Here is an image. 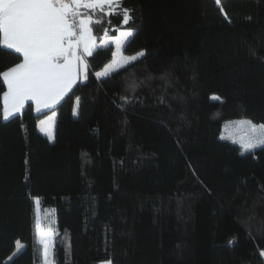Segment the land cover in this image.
<instances>
[{"label":"trees","instance_id":"1","mask_svg":"<svg viewBox=\"0 0 264 264\" xmlns=\"http://www.w3.org/2000/svg\"><path fill=\"white\" fill-rule=\"evenodd\" d=\"M118 3L80 18L102 20L97 43L133 30L123 53L145 56L99 78L114 46L97 47L54 142L31 103L2 118L0 77V264L42 263L34 197L56 210V264H264V148L220 137L228 120L264 124V0ZM22 59L0 48V73Z\"/></svg>","mask_w":264,"mask_h":264},{"label":"snow or ice","instance_id":"2","mask_svg":"<svg viewBox=\"0 0 264 264\" xmlns=\"http://www.w3.org/2000/svg\"><path fill=\"white\" fill-rule=\"evenodd\" d=\"M216 3L219 4L220 0H216ZM105 5L109 6L106 12ZM114 6L122 7L118 0H0V48L10 50V54L19 53L23 57L22 62L0 73L7 85L2 98L4 120L20 112L29 100L36 102L37 111L41 107H52L72 89L81 66L87 68L76 50L83 44L84 51L88 55L92 54L90 25L102 23L101 19L93 20L91 16L80 18L77 33V18L81 17L78 9L98 8L106 15H113ZM131 20L132 17L125 9L122 22L128 24ZM133 36L134 31L131 29L121 32V39L116 42L117 50ZM144 56L145 53L141 51L123 57L122 62L118 61L117 64L119 67H135L134 62ZM108 69L116 71L113 65H109L104 72L97 73V77L108 76ZM121 99L124 103H131L127 96ZM243 123L252 133L242 143L243 151L254 153L257 147L264 148V124L256 125L251 121ZM48 237L40 241L43 264H50V247L54 251L51 234ZM260 255L264 256V251Z\"/></svg>","mask_w":264,"mask_h":264},{"label":"rangeland","instance_id":"3","mask_svg":"<svg viewBox=\"0 0 264 264\" xmlns=\"http://www.w3.org/2000/svg\"><path fill=\"white\" fill-rule=\"evenodd\" d=\"M127 30H130V29H123L116 36L106 37L98 43V47H104V46L106 47L108 45H113L114 46V56H113V59L107 65H105V67L102 70H100L97 73L104 72L105 69L108 68L109 65H113V67L116 68V71L123 68V67H119L117 62L118 61L122 62L123 57L131 56V55H126L123 53V47L129 39L124 41V43L122 44L119 51L117 50L116 42H117V40L121 39L120 33L123 31H127ZM138 53H136V54H138ZM136 54H134V55H136ZM108 70H109L110 74L116 72V71H112V69H108ZM104 77H107V76H101L99 78H104ZM49 115H47L45 117L46 119L43 120V122H45V123L41 124V129L44 130L45 132H47L48 134H51L52 137H51L50 141L54 142L55 141V123H56L57 113L55 112L54 114H52V115L49 114ZM77 115H78V104H76V110H75V116H77ZM245 121H251V120L234 119V120L225 121L223 124L222 133L220 136L221 139L230 141V142L238 145L241 148L242 153H247V152L243 151L242 143L250 135H252V133L248 129V126L245 123H243ZM254 124H256V123H254ZM256 125H261V124H256ZM259 148H261V147H257L256 150ZM37 200L39 201V204H37ZM33 201H34V207H35V212H36V238H37V242L42 246V244L40 243L41 239L47 240L49 238L48 234H51L53 246H55V237H56V233H57L56 210L54 207H47L45 209L42 208L41 203H40V199L38 197H34ZM23 247H24V245L22 243H18L14 254H17L18 252H20ZM49 260H50V264H56L54 261V251H53V248H51V247L49 249ZM41 264H43V261ZM99 264H112V263H111V261H103V262H100Z\"/></svg>","mask_w":264,"mask_h":264},{"label":"crops","instance_id":"4","mask_svg":"<svg viewBox=\"0 0 264 264\" xmlns=\"http://www.w3.org/2000/svg\"><path fill=\"white\" fill-rule=\"evenodd\" d=\"M81 8H83V7H81ZM77 33H79V32H77ZM91 43H92V49H91V51H92V53H93V51L98 47V43H97L95 37L93 36V32H92V41H91ZM76 54H77L78 56L81 57V59L83 60V62L87 65V68L85 69V68H83V66H81L80 71H79L78 79H77L76 83L73 85V87H74L77 83L85 81V80H86V79H85V75H86V77H87V76H88V72H89L88 58L90 57V55H88V53L84 51L83 44H81L80 47L76 50ZM22 58H23V57H22ZM73 87H72V89H73ZM72 89H71V90H72ZM71 90H70V91H71ZM6 91H7V85H6ZM6 91H5V92H6ZM70 91H69V92H70ZM69 92H67V93L65 94V96H64V97H63V98H62L57 104H55V105H53L52 107H49V108L41 107L40 111H37V109H36V102L33 101V100H29V101H27V102L25 103L24 108H23L20 112L16 113L14 116H16V115L22 113V111L25 109V107H26L28 104L31 103V104L33 105V108H34V110H35V112H36L37 114H43V113H45V115L42 116V117L39 119L38 124H37V127H38V130H39L43 135H45L46 137H48L49 139H51V137H52L51 134H48L47 132H45L44 130L41 129V124H43L42 121H43L44 119H46L45 117H46L47 115H49V114L52 115V114H54V113L56 112V111H55L56 107L61 103V101L66 97V95H67ZM14 116H12V117H14ZM49 116H50V115H49ZM12 117H10V118H12ZM10 118H9V119H10ZM51 133H52V132H51Z\"/></svg>","mask_w":264,"mask_h":264},{"label":"built area","instance_id":"5","mask_svg":"<svg viewBox=\"0 0 264 264\" xmlns=\"http://www.w3.org/2000/svg\"><path fill=\"white\" fill-rule=\"evenodd\" d=\"M79 19H80V17L77 18V28H76L77 32H79V28H78Z\"/></svg>","mask_w":264,"mask_h":264}]
</instances>
